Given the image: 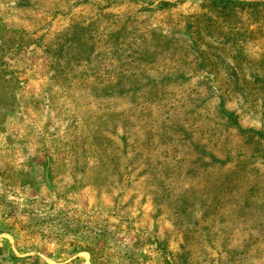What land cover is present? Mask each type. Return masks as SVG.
I'll use <instances>...</instances> for the list:
<instances>
[{"label": "rangeland", "instance_id": "obj_1", "mask_svg": "<svg viewBox=\"0 0 264 264\" xmlns=\"http://www.w3.org/2000/svg\"><path fill=\"white\" fill-rule=\"evenodd\" d=\"M0 0V264H264V0Z\"/></svg>", "mask_w": 264, "mask_h": 264}, {"label": "trees", "instance_id": "obj_2", "mask_svg": "<svg viewBox=\"0 0 264 264\" xmlns=\"http://www.w3.org/2000/svg\"><path fill=\"white\" fill-rule=\"evenodd\" d=\"M213 3H218V4H233V5H238L241 8H246V7H255L258 4L257 3H241V2H232V1H226V0H220V1H214Z\"/></svg>", "mask_w": 264, "mask_h": 264}]
</instances>
